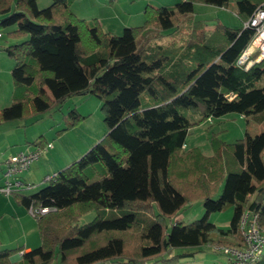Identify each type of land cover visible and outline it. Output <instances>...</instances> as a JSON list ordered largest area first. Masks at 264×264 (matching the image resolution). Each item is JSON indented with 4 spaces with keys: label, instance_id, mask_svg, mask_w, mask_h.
Wrapping results in <instances>:
<instances>
[{
    "label": "trees",
    "instance_id": "trees-1",
    "mask_svg": "<svg viewBox=\"0 0 264 264\" xmlns=\"http://www.w3.org/2000/svg\"><path fill=\"white\" fill-rule=\"evenodd\" d=\"M0 0V29L16 40L0 47L14 60L10 105L0 123L60 110L74 96L101 102L108 132L78 160L58 170L32 194L13 193L35 216L40 245L0 248V264H176L213 243L240 247L243 213L264 229V128L224 142L212 133V154L184 149L191 127L228 113L264 122V57L244 70L236 61L255 31L243 27L264 0H237L232 28L194 16L195 3L228 8L229 0H179L144 9L142 25L119 36L96 19L78 18L73 0ZM165 38V39H164ZM85 116L70 109L67 128ZM66 130V129H64ZM40 145L39 139L31 142ZM203 202L200 219L180 211ZM232 208L229 226L210 221ZM94 212L89 222L79 218ZM149 216L152 215V219ZM257 264H264V254Z\"/></svg>",
    "mask_w": 264,
    "mask_h": 264
},
{
    "label": "rangeland",
    "instance_id": "rangeland-1",
    "mask_svg": "<svg viewBox=\"0 0 264 264\" xmlns=\"http://www.w3.org/2000/svg\"><path fill=\"white\" fill-rule=\"evenodd\" d=\"M179 0H73L71 10L76 17L85 20L96 19L103 31L111 32L117 36L123 33L127 27L142 25L145 19L144 9L150 4L153 6H172ZM49 2V3H48ZM40 9L46 8L51 0H38ZM234 0H229L228 8L208 7L205 4L195 3L193 6L194 16L199 20H206L207 26H212L217 21L232 28H239L241 22L234 14ZM14 27L0 29V47L6 45L9 30ZM165 39V38H164ZM13 40V39H11ZM8 42V41H7ZM14 60L0 50V108L10 105L12 93L11 69ZM100 100L92 95L74 96L68 99L60 110H51L34 116L25 113L22 119L4 121L0 123V163L7 154L15 151V148L24 146L37 139L40 145L51 144L52 147L45 151L40 160L33 163L26 172V183L33 184L30 188H22L24 194H32L44 188L48 181L45 176H53L57 171L51 168L67 167L78 160L92 146L98 143L108 132L103 121ZM76 108L86 118H82L74 126L63 121V116ZM264 128V122L259 121L254 115L245 119L237 113H228L219 118L210 119L200 125L189 129L185 143L189 148L199 147L202 153L210 151L209 139L212 133H219L217 137L224 142H234L242 138L247 130L254 135ZM66 129V130H64ZM186 147L185 149H188ZM76 154H80L74 158ZM49 156V157H48ZM3 166L0 165V171ZM1 178V176H0ZM3 178L0 179L2 183ZM20 193V192H19ZM11 201L19 210V219L11 213L0 222V248L14 249L28 246L31 249L40 245V236L35 218L29 213V209L19 205L14 198ZM232 208L210 215V221L220 229L229 226L232 216ZM204 214L203 202L197 200L184 207L177 219L184 223H191L200 219ZM94 217V212L82 215L78 224L82 225ZM148 217L152 219V215ZM17 238V240H14ZM12 244V245H10ZM227 245L213 243L199 248H178L174 253L197 250L194 257L182 258L176 264H229L226 255L216 248L222 249ZM17 254V253H16ZM15 255V254H14ZM13 262V261H11ZM55 264V263H52ZM105 264H124L118 261H109ZM159 264V263H150ZM257 264V263H247Z\"/></svg>",
    "mask_w": 264,
    "mask_h": 264
},
{
    "label": "built area",
    "instance_id": "built-area-1",
    "mask_svg": "<svg viewBox=\"0 0 264 264\" xmlns=\"http://www.w3.org/2000/svg\"><path fill=\"white\" fill-rule=\"evenodd\" d=\"M251 26L255 34L251 43L242 52L236 61L237 66L244 70L249 69L254 63L264 57V9H257L252 16L243 23V27ZM52 147L51 144L36 146L23 152L8 156L3 161V170L0 184V195L9 196L19 192L22 188H30L19 180V175L26 171L30 165L38 161L41 155ZM50 177H45L47 181ZM29 213L35 217L47 212V208L29 207ZM239 233L242 246H226L216 248L221 250L227 257L229 264H247L258 262L264 254V229L258 225L256 215L245 212L239 221Z\"/></svg>",
    "mask_w": 264,
    "mask_h": 264
},
{
    "label": "crops",
    "instance_id": "crops-1",
    "mask_svg": "<svg viewBox=\"0 0 264 264\" xmlns=\"http://www.w3.org/2000/svg\"><path fill=\"white\" fill-rule=\"evenodd\" d=\"M234 1H237V0H234ZM38 2V1H37ZM45 2H47V0H45ZM49 3V2H48ZM38 4V3H37ZM39 6V5H38ZM208 7H211V6H209V5H207ZM217 22H219V21H217ZM226 26H228V25H226ZM214 27V24L212 25V26H208V28H210V29H212ZM230 27V26H229ZM1 37V36H0ZM8 41V42H7ZM6 42H5V44H11V43H13V42H15L16 40H11L10 38H8V40H7ZM88 95V94H87ZM73 108V107H72ZM72 108H69V109H72ZM76 109V108H75ZM77 110V109H76ZM79 111V110H78ZM77 111V112H78ZM80 113V112H79ZM81 115H83L82 113H80ZM84 116V115H83ZM85 118H86V116H85ZM213 120V119H212ZM37 145H34V144H31V143H27V144H25L24 146H19V147H17V148H15V151H13L12 153H10V154H7L5 157H4V159L2 160V162L0 163V165H1V167L3 166V161L8 157V156H10V155H14V154H16V153H18V152H23V151H26V150H29V149H33L34 147H36ZM186 147H188V146H186V143H185V145H184V149L186 148ZM197 147V146H196ZM189 148V147H188ZM197 148H199V147H197ZM200 149V148H199ZM201 150V149H200ZM47 151V150H46ZM201 152H202V150H201ZM204 155H206V156H210L211 154H212V149H210V151L209 152H207V153H203ZM80 154H76L75 156H74V158H76V157H78ZM42 156V155H41ZM49 157V156H48ZM41 158V157H40ZM40 160V159H39ZM38 160V161H39ZM38 161H36V162H38ZM36 162H34V163H36ZM33 164V163H32ZM31 164V165H32ZM30 165V166H31ZM30 168V167H29ZM29 168L26 170V171H24V172H22L20 175H19V180H21V182L24 184V185H29V186H31V185H33V184H29V183H26L25 181H27L26 180V172H28V170H29ZM51 169H53V171H58L60 168H51ZM2 170L3 169H1V171H0V176H1V172H2ZM48 176V175H47ZM47 176H45V177H47ZM1 179V178H0ZM44 180H45V178H44ZM2 181V180H1ZM0 184H2V183H0ZM26 189H28V188H26ZM20 193H23V191H22V189L19 191ZM24 194V193H23ZM11 198H13V195L11 194V195H9V196H3V195H0V222H1V220H3L4 218H11V213L13 212L14 213V215L17 217L16 219H19V209L17 208V207H15L14 205H13V203H12V201H11ZM19 205H21V204H19ZM21 206H23V205H21ZM26 208V207H25ZM27 209V208H26ZM216 225V224H215ZM0 238H1V236H0ZM14 240H17V238H15ZM10 245H12V244H10ZM22 248H23V250L22 251H19V252H17V254L15 253V255L13 254L12 255V261L13 262H16V261H18L19 259H20V255L22 254V252L23 251H28V250H30L31 248L30 247H28V246H22Z\"/></svg>",
    "mask_w": 264,
    "mask_h": 264
},
{
    "label": "water",
    "instance_id": "water-1",
    "mask_svg": "<svg viewBox=\"0 0 264 264\" xmlns=\"http://www.w3.org/2000/svg\"><path fill=\"white\" fill-rule=\"evenodd\" d=\"M10 260L12 261V256L10 257Z\"/></svg>",
    "mask_w": 264,
    "mask_h": 264
}]
</instances>
